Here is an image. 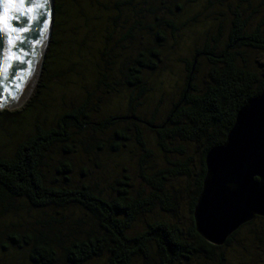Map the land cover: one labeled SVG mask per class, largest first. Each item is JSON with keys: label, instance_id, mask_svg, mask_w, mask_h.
Masks as SVG:
<instances>
[{"label": "trees", "instance_id": "trees-1", "mask_svg": "<svg viewBox=\"0 0 264 264\" xmlns=\"http://www.w3.org/2000/svg\"><path fill=\"white\" fill-rule=\"evenodd\" d=\"M195 1L200 0H54L52 33L39 82L23 106L0 110V130L9 132L7 127L12 124L18 127L17 131L9 132L8 144L0 141V264H229L231 252H239V247L231 245L238 235L246 242L252 240L249 234L256 236L262 244L264 228L259 225L264 223V216H255L224 244L215 245L196 230L193 211L206 174L207 152L225 141L237 111L264 89V72L246 64L242 50L264 52V18L254 28L250 26L264 0L259 4L256 0H242L255 8L248 13L243 12L245 7L241 12L237 7L232 10L233 17L228 20L231 30L224 40L222 27L227 26L229 18L221 10L219 18L217 10L228 2L210 0L209 4L205 0L208 3L205 9L216 8L218 17L213 18L218 21L217 31L212 35L208 29L206 34L201 32L192 40L189 55L183 58L188 71L185 86L166 108L158 109L165 98L152 96L146 83L148 72L144 76L145 70L165 68V53L175 51L180 44V35L176 33L182 27L195 22L207 25L209 20H200ZM67 2L79 6L77 18L87 24L101 18L88 13L105 12L103 28L93 27L91 39L86 31L80 44L77 43H88L87 47L92 49L89 52L95 59L94 89L115 88L105 79L107 64L113 67L125 63L122 70L129 73L125 83L129 94L123 93L122 100L111 105L114 112L111 108L104 111L99 97L93 115L103 118L94 123V132L88 135L84 131L81 138L76 137L73 129L81 130L92 124L90 93L71 98L78 103L71 110L58 112L56 121L36 119L34 126L29 124L36 107L46 105L41 93L46 87L48 59L57 34L56 16L66 13L63 8ZM227 6L231 7V3ZM187 12L190 16L184 18ZM168 33L174 35L175 45L163 48ZM147 35L153 38L149 43L142 41ZM97 37L101 39L93 43ZM120 90L117 88L115 92ZM154 99L157 106L153 110L146 108L145 112L143 102ZM100 107L103 110L96 113ZM108 128L110 136L106 135ZM149 133L169 164L166 168L151 165L150 174L143 166L141 176L150 185V193L134 191L135 179L129 182V175L116 177L102 169L103 176L98 179L104 181L106 177L110 187L104 192L98 188L99 180L88 177L87 165L76 164L74 160L76 144L81 143L85 152L108 149L109 154H121L137 148L145 153L143 158L154 162L155 155L148 148ZM194 154L199 157L197 165ZM55 162L57 174L50 177V167ZM76 165L82 177L71 178ZM169 178L179 185L184 179L190 187L187 207L190 223L183 228L175 221L150 216L151 221H145L143 229L136 228L134 221L142 220L157 206L161 212L177 213L179 190L174 184L171 188L167 186ZM21 211L34 220H25ZM14 215L22 221L16 222ZM245 227L251 229L249 233ZM228 245L232 251L225 254Z\"/></svg>", "mask_w": 264, "mask_h": 264}, {"label": "rangeland", "instance_id": "rangeland-1", "mask_svg": "<svg viewBox=\"0 0 264 264\" xmlns=\"http://www.w3.org/2000/svg\"><path fill=\"white\" fill-rule=\"evenodd\" d=\"M210 4V0H207ZM205 0H200L197 3L196 12L199 13L200 20L208 19L209 21L205 25L202 22H195L193 24H189L187 26L182 27L179 30L180 39H179V45L176 46L175 51L170 49L167 53H165L164 57V67L165 68H159L155 71L151 70H145L144 76H147L146 83L148 88L151 90V94L155 98L164 97L165 101L161 103L158 106V109H164L167 106L170 105L172 98L179 95V93L182 91L183 87L185 86V81L188 77V71L185 67V64L183 63V58L189 55L188 49L192 43V40H196L199 33L204 32V34L207 33L208 29L212 30V35L216 33L218 26L216 24L218 23L217 19L213 17H218L217 12L215 11L216 8L213 11H209V9H205L204 6L208 3ZM261 0H256V3L259 4ZM202 2V3H200ZM228 3H231V7L227 6L228 3H226L225 6H222L218 8L219 12V18H221V11H224V13H227V26L222 27V39H226L227 34L230 32L231 29L228 28L230 19L233 17L232 10H234L236 7L241 12L242 9L245 7L244 13L251 12L254 10L253 8L248 6L247 2H244L242 0H227ZM86 4H83V7H86ZM259 11L256 12L253 17L251 18V28H254L256 23L262 21L264 18V3L259 4V7L257 8ZM63 11L66 12L64 15L57 14L56 21L58 22V25L56 27L57 34L54 35V43L51 46L50 51V57L48 59V70L49 74L46 77V87L41 93V100L42 103L46 104L45 107H41L38 105L36 107L35 115L32 119H30V126H34L35 120L38 119L39 121L44 120L48 123L50 121H56V119L59 117V115L63 112H66L68 110H71L72 107H74L78 101L76 99H71L75 96H82V94L88 95L91 94L90 98V108H91V115H90V121L92 124H88L83 129H73L75 131L76 137L81 138L83 136L84 131L86 134L89 135V133L94 132V126L100 119L103 117H98L97 114L95 116L93 115L95 110V104L100 100L101 103L100 106L104 109V111H108L111 108V105H116L117 102L119 103L123 98V93L129 94L130 90L126 88V80L128 79V74H124L123 67L124 64L117 63L113 67L107 64L105 67V71L103 69H99L102 72H105L107 75L108 83L111 84V86H115V88H108L102 89V87H96L94 89L95 85V70L93 68V63L95 62V59L92 58V49H89L88 43L84 45H77L80 44V40L82 39V36L85 37L86 31H89V39L92 38L94 31L91 29L99 28L101 27L103 23V18H105V12H99V11H91L88 13L89 16H100L101 18L92 19L91 24H87L84 22V20H81L77 18V15L79 13V6L76 4H71L69 2L66 3L65 7L63 8ZM195 12V13H196ZM208 12L210 13L208 15ZM193 13V14H195ZM191 14V16H193ZM190 13L187 12V14L184 16V18L189 17ZM53 20H54V14H53ZM185 20V19H184ZM53 27V26H52ZM73 28H76L73 30ZM52 31V29H51ZM224 35V36H223ZM174 35L171 33H168V38L165 41V44L163 43L161 47L166 48V46H173L175 45V41L173 40ZM51 37V36H50ZM99 39L101 37H97L94 39L93 43H98ZM149 39H153L151 35H147V38H143V42L149 43ZM50 41V40H49ZM79 41V42H78ZM100 43V42H99ZM49 44V43H48ZM130 46L129 51H131V44H128ZM149 45V44H148ZM179 46V47H178ZM48 47V45H47ZM95 50V49H94ZM243 59H245V63L252 65L258 72H264V52L256 51V50H248L246 48H243ZM47 52V48L45 50L44 55ZM121 56H123V53H120ZM132 55H136V53H133ZM44 58L42 61H44ZM41 61L42 65L43 62ZM73 63V65H72ZM63 65V67H61ZM60 66V67H59ZM42 69V66H40ZM127 71V68L125 69ZM148 72V74H147ZM41 73V71H40ZM40 73L38 74L37 81L34 84V89L36 85L39 82ZM99 77H102L100 75ZM92 86H91V85ZM124 87V88H123ZM121 89L120 93L115 92V89ZM33 93V92H32ZM31 93V95H32ZM119 94L120 96H118ZM30 95V96H31ZM100 97V98H99ZM114 98V99H113ZM29 99V98H28ZM112 101L111 104H109V101ZM125 100H127V97H125ZM27 102V101H26ZM25 102V103H26ZM115 102V103H114ZM24 103V104H25ZM149 103L152 105L149 106ZM50 105V106H49ZM143 108L146 112V108H149V110H153L154 107L157 106V103L155 104V99L153 102H148V100H145L143 102ZM99 108L96 113H100L103 109ZM102 109V110H101ZM112 112H114V107L111 108ZM110 109V110H111ZM57 112V113H56ZM60 112V114L58 113ZM56 113V114H55ZM59 114V115H58ZM54 115V116H53ZM32 120V121H31ZM128 121H130L128 119ZM95 123V124H94ZM24 124V123H23ZM20 124V125H23ZM18 127L17 124H12L7 127V130L9 132L17 131ZM107 132L106 135L110 136L111 129H105ZM9 132H5L4 130H0V141L3 140V143L8 144L9 140H11V134ZM150 136V137H149ZM148 148L151 149L152 153H154L155 158L154 162L150 161L146 158H143L145 153L137 148H132V150L127 151L125 150L121 154H109L111 153L108 149H105L103 151H83V145L80 143L76 144L77 152L75 153L74 160L76 164L83 163L86 164L89 168V175L88 177H93L92 180L96 179L99 180V177H102L101 174L102 169H105V171H110L114 173L116 177L123 176L124 174H127L130 176L129 182L134 180L133 190H145L146 193H150V185L145 183L143 180L141 174L143 166L146 168V173L150 174L151 172V165H158L160 167L166 168L169 166L167 163V160L165 157L159 152V149L156 145V141H154V138L152 136V133H149L148 135ZM110 139V138H109ZM110 141L105 142V147H108V144ZM5 147V146H4ZM3 147V148H4ZM125 154V159H123L122 155ZM196 165L197 161L199 159L198 154H194ZM144 161V162H143ZM158 162V163H155ZM57 165V162L53 166L50 167V173L49 176L52 177L56 173L55 166ZM141 167V168H140ZM74 172L71 173V178H80L82 177L79 173L80 169L76 165L74 168ZM108 173L111 175V173ZM105 177V176H104ZM106 178V177H105ZM104 181L99 180L98 188H101L104 192L108 191L110 189L108 183V179ZM182 184L179 185L173 179L169 178L167 180V186L171 188L172 184H174V187L177 188L178 191V198H177V206H176V214L171 213H164L161 212L160 208L157 206L154 208L153 212L149 213L147 216H143L142 220H136L134 221V225L136 228L143 229L144 225L146 224L145 221H151V218L154 217H161L167 221L170 222H177V224L180 227L186 228L188 224L190 223V217L189 213L187 212L188 209V195L190 194V187L188 183L185 182L184 179L181 180ZM193 182V181H192ZM181 186V187H179ZM17 203V201H16ZM23 214V218L25 220H34V218L29 217L24 213V211H21ZM31 212H33L31 210ZM152 216L151 218H149ZM15 221H22L21 218L15 216ZM259 225L260 228H264V223L260 222ZM244 230L247 232L251 229L249 227H245ZM249 233V232H248ZM249 237L252 238V240H249L246 242V240H242V238L239 237V235L236 237V240L232 242V246L237 248L236 254L231 252L232 248L231 246H226L224 249V253L226 254L229 250V253L231 252L233 254V257H230L229 264H264V238L261 241L257 240L256 236H252L249 234ZM243 242V243H242ZM242 244L240 246H237L238 244ZM246 246V248H245Z\"/></svg>", "mask_w": 264, "mask_h": 264}, {"label": "water", "instance_id": "water-1", "mask_svg": "<svg viewBox=\"0 0 264 264\" xmlns=\"http://www.w3.org/2000/svg\"><path fill=\"white\" fill-rule=\"evenodd\" d=\"M0 2L11 18L6 27L0 26V110L15 109L33 92L34 87L25 97L45 38L52 33L54 0H32L44 7L25 16H19L6 0ZM28 7L25 0L24 8ZM205 164L193 217L203 238L222 245L240 226L264 216V89L237 111L225 141L209 149Z\"/></svg>", "mask_w": 264, "mask_h": 264}, {"label": "snow or ice", "instance_id": "snow-or-ice-1", "mask_svg": "<svg viewBox=\"0 0 264 264\" xmlns=\"http://www.w3.org/2000/svg\"><path fill=\"white\" fill-rule=\"evenodd\" d=\"M7 3L11 4L12 9L19 14V16H25L27 12L32 11L33 9L43 8V4L33 3L32 0H28L30 7L27 9L24 8L25 0H6ZM11 18L4 14V3L0 2V26L6 27ZM47 21H45V25ZM12 32H15L16 29H11Z\"/></svg>", "mask_w": 264, "mask_h": 264}, {"label": "bare ground", "instance_id": "bare-ground-1", "mask_svg": "<svg viewBox=\"0 0 264 264\" xmlns=\"http://www.w3.org/2000/svg\"><path fill=\"white\" fill-rule=\"evenodd\" d=\"M49 38H50V37H49L48 35H47L46 38H45L44 47H43V49H42V55L40 56V59H39V61H38V65H37V69H36V71H35V74L33 75L32 82H31V86L28 88V90H27L26 93H25V97H26L27 95H29L31 89H33L34 84H35L36 81H37V77H38V74H39V72H40V69H39V68H40V65H41V61H42V59H43V57H44L45 50H46V48H47V45H48L47 41L49 40ZM23 99H25V98H23Z\"/></svg>", "mask_w": 264, "mask_h": 264}]
</instances>
